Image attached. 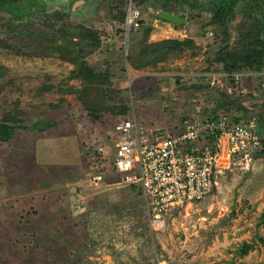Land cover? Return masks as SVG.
Segmentation results:
<instances>
[{
	"label": "rangeland",
	"instance_id": "374dc122",
	"mask_svg": "<svg viewBox=\"0 0 264 264\" xmlns=\"http://www.w3.org/2000/svg\"><path fill=\"white\" fill-rule=\"evenodd\" d=\"M245 1L174 0V13L186 18L178 25L149 21L145 0L17 2L23 20L62 12L74 24L94 29L100 45L87 60L97 70H109L110 104L129 109L95 121L78 93L68 91L81 88L79 80L69 77L73 64L56 56L17 55L0 46V65L8 69L0 78L5 85L0 119L19 108L26 124L57 121L44 132L17 129L12 140L0 141V264H264V153L248 168L234 160L229 170L217 174L208 196L173 210L160 230L151 227L139 190L125 187L114 168L112 132L120 121L132 119L148 136H162L213 102L216 89H188L178 79L196 74L221 47L222 29L210 23L217 3L236 11L228 26L231 45L241 23L264 20V7L249 16L242 11ZM114 6L125 11L124 22L115 18L120 8ZM131 7L140 15L138 26L130 28ZM14 15L0 12V35ZM145 26L153 27L150 41L193 38L201 49L135 70L127 57ZM210 29L219 37L209 36ZM260 97L264 85L237 98L258 111ZM97 173L103 176L98 184L92 179ZM245 243L254 248L242 256Z\"/></svg>",
	"mask_w": 264,
	"mask_h": 264
},
{
	"label": "trees",
	"instance_id": "16d2710c",
	"mask_svg": "<svg viewBox=\"0 0 264 264\" xmlns=\"http://www.w3.org/2000/svg\"><path fill=\"white\" fill-rule=\"evenodd\" d=\"M18 1L0 0V12L10 10L15 14L14 19L4 24L5 32L3 35H0V46L17 55L29 57L56 56L73 64L74 69L71 71L69 77L79 80L81 88L70 87L68 91L78 93L79 101L93 120L97 121L101 119L106 113H112L114 117L126 114L129 109L127 105L110 104L111 80L109 70H97L87 60V57L100 45L98 33L83 24H74L70 21L69 15L62 12H54L38 20H23L20 17V8L22 6H17ZM217 4L218 9L214 11L210 23L222 29V35H215L213 32V35L216 37L221 36L222 45L206 66L196 70L199 74L191 73L187 76H182V79H178L182 85H187L188 89L208 90V88H211L207 76L203 75V73L222 70L230 73H258L264 71L263 18L257 17L250 24L241 23L238 38L231 45L228 26L230 19L232 20L235 17L236 11L230 6L225 5V2ZM244 5L246 8L242 11L247 12L251 16L255 10L263 9L264 0H246ZM114 7L115 9H119L121 6ZM125 14V11L120 8L119 15H115V18L120 22H124ZM152 28V26L143 27L142 40L135 46L133 53L128 54V62L135 70H142L150 66L156 67L159 62H164L170 57L180 56L187 51L191 52L192 55H197L201 49L193 38H167L150 41ZM7 73V67L0 65V78L5 77ZM185 79H190V84L185 82ZM259 79L260 81L257 86L262 88V77ZM250 82L255 87L252 79H250ZM4 89L5 85L0 82V94ZM216 91L217 95L214 96L213 102L201 107L200 113L197 115L199 119H226L233 123H238L256 112L255 114L259 115L262 121L264 120V99L262 100L261 97L260 101L258 100V112L254 108L249 110L242 100L233 98L225 89H216ZM191 120H193V117L190 115L184 117L183 122L178 128L169 130V133H180ZM56 125V120L46 122L45 124L41 122H33L31 125L26 124L22 117V110L16 108L15 112L8 113L0 119V141L8 142L12 140L17 129H34L38 132H44ZM263 153L264 150L257 154ZM118 173L123 180L124 174ZM123 185L129 189H138L142 195L139 184L123 183ZM253 248L254 245L252 243H245L241 255L248 254Z\"/></svg>",
	"mask_w": 264,
	"mask_h": 264
},
{
	"label": "built area",
	"instance_id": "2783aa9c",
	"mask_svg": "<svg viewBox=\"0 0 264 264\" xmlns=\"http://www.w3.org/2000/svg\"><path fill=\"white\" fill-rule=\"evenodd\" d=\"M139 15L131 7L127 16L130 28L138 26ZM207 33L213 36L212 30ZM203 75L211 89H225L233 98L254 94L260 77L264 85V71L222 70ZM255 113L238 123L195 116L180 133L156 137L145 134L132 119L115 126L114 168L124 174L123 183L140 185L153 229L165 226L166 216L176 208L208 196L218 183L217 174L229 170L234 160L248 168L255 155L264 150V120ZM92 179L98 184L103 176L97 173Z\"/></svg>",
	"mask_w": 264,
	"mask_h": 264
},
{
	"label": "flooded vegetation",
	"instance_id": "af4514ba",
	"mask_svg": "<svg viewBox=\"0 0 264 264\" xmlns=\"http://www.w3.org/2000/svg\"><path fill=\"white\" fill-rule=\"evenodd\" d=\"M174 0H145L148 3L147 8L152 14L147 18L149 21L159 20L160 12H170L174 13L173 6H176V3L172 2ZM156 6L159 8L157 9ZM155 8V9H154ZM175 14V13H174Z\"/></svg>",
	"mask_w": 264,
	"mask_h": 264
},
{
	"label": "water",
	"instance_id": "95a60500",
	"mask_svg": "<svg viewBox=\"0 0 264 264\" xmlns=\"http://www.w3.org/2000/svg\"><path fill=\"white\" fill-rule=\"evenodd\" d=\"M159 18L162 20L172 22L176 25L183 24L186 21V18L183 16L165 11L159 13Z\"/></svg>",
	"mask_w": 264,
	"mask_h": 264
}]
</instances>
